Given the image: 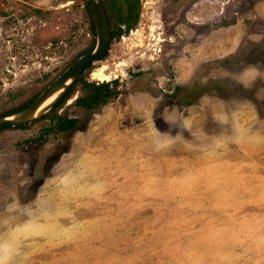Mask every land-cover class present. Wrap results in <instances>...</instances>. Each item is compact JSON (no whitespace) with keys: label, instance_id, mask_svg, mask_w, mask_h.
Listing matches in <instances>:
<instances>
[{"label":"rangeland","instance_id":"obj_1","mask_svg":"<svg viewBox=\"0 0 264 264\" xmlns=\"http://www.w3.org/2000/svg\"><path fill=\"white\" fill-rule=\"evenodd\" d=\"M140 4L85 73L124 62L114 97L0 132V264H264V0ZM87 14L0 0V115L94 47Z\"/></svg>","mask_w":264,"mask_h":264},{"label":"trees","instance_id":"obj_2","mask_svg":"<svg viewBox=\"0 0 264 264\" xmlns=\"http://www.w3.org/2000/svg\"><path fill=\"white\" fill-rule=\"evenodd\" d=\"M104 13L107 18L108 26L110 29L111 42L117 41L120 37L126 36L128 32L135 29L139 21L141 4L140 0H100ZM88 15V14H87ZM90 34L94 37L93 27L91 20L88 15ZM93 47L84 52V55L89 54ZM82 56V55H81ZM80 57V56H79ZM92 67L89 69L88 73ZM84 74L80 79H78L72 88L67 92V94L55 105V108L63 105L66 101L72 99V97L77 92L78 95L71 102V105L85 111H96L103 105L106 101L116 95L113 87L117 86V81L95 83L90 82L85 77ZM34 100L32 99L27 104L6 112L0 115V118L7 117L16 114L26 107H28ZM44 119H51L54 123L52 130L56 133H68L73 131L78 120L75 118H69L66 116H56L52 111L50 114L44 117ZM25 127L18 129H25Z\"/></svg>","mask_w":264,"mask_h":264},{"label":"water","instance_id":"obj_3","mask_svg":"<svg viewBox=\"0 0 264 264\" xmlns=\"http://www.w3.org/2000/svg\"><path fill=\"white\" fill-rule=\"evenodd\" d=\"M92 23L95 43L89 54L79 57L22 111L0 118V132L30 125L48 114L75 82L101 63L111 46L110 29L100 0H83Z\"/></svg>","mask_w":264,"mask_h":264},{"label":"bare ground","instance_id":"obj_4","mask_svg":"<svg viewBox=\"0 0 264 264\" xmlns=\"http://www.w3.org/2000/svg\"><path fill=\"white\" fill-rule=\"evenodd\" d=\"M153 30L154 29H151V33L153 32ZM159 35L160 34H158V38L155 37L154 35L151 36L156 41V43L157 42H162V40L159 38ZM140 36H141V33H140L139 30H137L135 32H132L131 39H129L131 41L132 40H136L137 41V45H135V46L138 47V49H139V47H141V45H140V43H142L141 38L143 39V37H140ZM154 45H156V44H154ZM126 66L127 65H125L124 62H120V63H118L115 66V68L113 70H108L106 67L96 68L93 71H91V78H92V80H95V81H98V82H111L112 80L118 79L120 77L124 78L123 68L126 67Z\"/></svg>","mask_w":264,"mask_h":264}]
</instances>
